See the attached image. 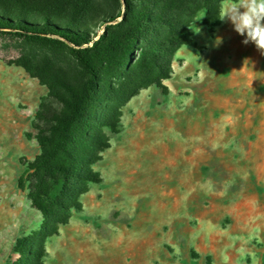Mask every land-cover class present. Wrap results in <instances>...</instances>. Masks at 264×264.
I'll use <instances>...</instances> for the list:
<instances>
[{"label":"rangeland","instance_id":"obj_1","mask_svg":"<svg viewBox=\"0 0 264 264\" xmlns=\"http://www.w3.org/2000/svg\"><path fill=\"white\" fill-rule=\"evenodd\" d=\"M211 1L187 0L194 46L175 53L161 87L139 51L94 58L118 132L95 166L102 183L47 240L42 264H264V54L227 18L207 28ZM96 5L98 15L122 9ZM92 32L97 41L103 28ZM71 49L0 36V264L18 263L15 241L42 224L17 181L39 153L31 124L43 88L17 65L72 70Z\"/></svg>","mask_w":264,"mask_h":264},{"label":"trees","instance_id":"obj_2","mask_svg":"<svg viewBox=\"0 0 264 264\" xmlns=\"http://www.w3.org/2000/svg\"><path fill=\"white\" fill-rule=\"evenodd\" d=\"M96 1L0 0V36L42 43L61 40L73 47L72 70L44 69L38 75L17 65L37 79L46 94L31 124L39 153L17 181L42 224L38 232L15 241L13 253L20 261L13 264H42L47 240L81 211V199L90 187L102 183L95 166L110 148V135L118 132L120 112L94 64L98 53L127 61L139 51L154 70L151 84L161 87L173 74L175 53L194 46L189 27L198 9L187 0H116L122 7L116 15H98ZM221 1L206 6L203 24L209 29L219 24ZM99 27L103 33L93 41L90 34Z\"/></svg>","mask_w":264,"mask_h":264},{"label":"clouds","instance_id":"obj_3","mask_svg":"<svg viewBox=\"0 0 264 264\" xmlns=\"http://www.w3.org/2000/svg\"><path fill=\"white\" fill-rule=\"evenodd\" d=\"M225 18L239 35L246 37L244 44L252 42L264 54V0H229L220 20ZM216 43L221 39L217 38Z\"/></svg>","mask_w":264,"mask_h":264},{"label":"crops","instance_id":"obj_4","mask_svg":"<svg viewBox=\"0 0 264 264\" xmlns=\"http://www.w3.org/2000/svg\"><path fill=\"white\" fill-rule=\"evenodd\" d=\"M43 89V91H41L42 92V97L46 94V90H45V88L44 87H42ZM41 99V98H40ZM38 110V109H37ZM37 110H35V112H34V115H35V113H36V111ZM10 122H11V124L13 125L14 124V122H16V120L15 119H10ZM16 125H17V128H18V123L16 122Z\"/></svg>","mask_w":264,"mask_h":264},{"label":"bare ground","instance_id":"obj_5","mask_svg":"<svg viewBox=\"0 0 264 264\" xmlns=\"http://www.w3.org/2000/svg\"><path fill=\"white\" fill-rule=\"evenodd\" d=\"M86 248V247H85ZM84 258H86V256L84 257ZM78 259V258H77Z\"/></svg>","mask_w":264,"mask_h":264}]
</instances>
